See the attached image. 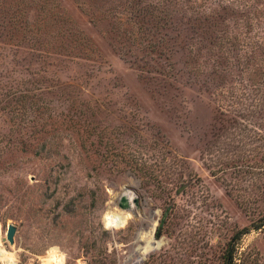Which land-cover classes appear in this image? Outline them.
Instances as JSON below:
<instances>
[{"label":"rangeland","instance_id":"1","mask_svg":"<svg viewBox=\"0 0 264 264\" xmlns=\"http://www.w3.org/2000/svg\"><path fill=\"white\" fill-rule=\"evenodd\" d=\"M125 191L139 205L108 228ZM263 217L264 0H0L16 264H129L154 224L141 264H224ZM234 262L264 264V227Z\"/></svg>","mask_w":264,"mask_h":264},{"label":"bare ground","instance_id":"2","mask_svg":"<svg viewBox=\"0 0 264 264\" xmlns=\"http://www.w3.org/2000/svg\"><path fill=\"white\" fill-rule=\"evenodd\" d=\"M127 194V199L130 204L128 209H123L121 211H112L106 216V224L108 228H119L126 224L127 219L130 217V213H133L135 208L133 205V200L135 195H131L129 191H125ZM156 224L153 225L151 230L145 231L144 229L138 234L136 248L133 254L129 258V264H134L145 257H147L153 249L159 248L160 244L157 242L155 234ZM3 242V241H2ZM5 249V248H4ZM0 246V259L5 262V264H16V261L11 258L8 253ZM0 260V261H1ZM44 264H54L52 259H45Z\"/></svg>","mask_w":264,"mask_h":264},{"label":"trees","instance_id":"3","mask_svg":"<svg viewBox=\"0 0 264 264\" xmlns=\"http://www.w3.org/2000/svg\"><path fill=\"white\" fill-rule=\"evenodd\" d=\"M75 126H86L83 122H75ZM264 227V217L260 219L256 224L254 223L249 228L242 229L235 233L232 237L231 241L228 244V249L224 257V264H235L234 257L236 253V249L241 239L249 234L251 230H260ZM158 237V235H157Z\"/></svg>","mask_w":264,"mask_h":264},{"label":"water","instance_id":"4","mask_svg":"<svg viewBox=\"0 0 264 264\" xmlns=\"http://www.w3.org/2000/svg\"><path fill=\"white\" fill-rule=\"evenodd\" d=\"M126 194H127V193L124 192V193L121 195V200H120L119 207L122 208V209H128V208L130 207V204H129V202H128V199H127ZM133 203H134L136 206L139 205V200H138V198H134ZM16 233H17V228H16L15 226H13V225H10L9 228H8L7 240H8L11 244H14V242H15V235H16ZM160 247H161V245H160ZM160 247H159V248L156 247V248L153 249V251H151V252H155V251L159 250ZM145 259H146V257H145L144 259H142V260H140V261L134 263V264H141Z\"/></svg>","mask_w":264,"mask_h":264}]
</instances>
